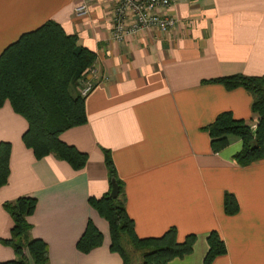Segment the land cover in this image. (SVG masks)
Listing matches in <instances>:
<instances>
[{
    "label": "crops",
    "instance_id": "crops-1",
    "mask_svg": "<svg viewBox=\"0 0 264 264\" xmlns=\"http://www.w3.org/2000/svg\"><path fill=\"white\" fill-rule=\"evenodd\" d=\"M114 0H0V53L47 21L91 51L94 88L84 98L85 124L59 140L86 155L73 171L52 155L34 159L21 136L26 122L7 101L0 107V142L8 143V178L0 187V263L14 259L11 219L2 204L32 197L30 236L45 243L48 264H121L109 251L107 223L87 203L109 190L102 150L123 185L124 209L138 238L170 227L177 241L194 235L192 251L168 264H203L215 231L225 253L211 264H264V154L239 166L240 141L212 153L204 127L221 112L253 127L250 96L208 81L233 75L264 77V0H175L167 32L147 30L121 43L110 39ZM85 4L86 13L74 14ZM78 87H76V92ZM224 194L237 212L225 215ZM90 221L100 246L75 244Z\"/></svg>",
    "mask_w": 264,
    "mask_h": 264
},
{
    "label": "trees",
    "instance_id": "trees-1",
    "mask_svg": "<svg viewBox=\"0 0 264 264\" xmlns=\"http://www.w3.org/2000/svg\"><path fill=\"white\" fill-rule=\"evenodd\" d=\"M94 54L76 44V38L63 32L53 21L21 34L0 53V107L5 101L12 111L26 122L21 136L24 147L39 160L52 155L79 171L86 163V155L59 140V135L85 124L84 99L76 87L87 77L94 62ZM211 83L226 90L243 89L251 98L250 112L256 117L253 128L243 120L234 119L229 112L219 113L204 127L212 153L228 145L230 137L240 141L232 159L239 166H247L262 159L264 154V77L233 75L217 78ZM8 143L0 142V187L8 178ZM109 190L99 198L89 197L87 203L108 226L109 251L118 254L121 264H133L132 254L138 253L140 264H168L173 259L187 256L192 251L194 235L177 241L173 227L160 236L138 238L132 220L124 209L123 185L118 180L108 151L102 150ZM111 181L118 188L116 198H109ZM32 197H19L2 204L11 219L9 236L2 243L9 246L14 259L0 264H48L44 242L30 236L27 217L35 208ZM222 209L225 215L237 212L231 194H224ZM102 236L88 220L75 244L82 254L100 246ZM207 251L203 264H211L215 257L225 253L222 240L215 231L206 237Z\"/></svg>",
    "mask_w": 264,
    "mask_h": 264
},
{
    "label": "built area",
    "instance_id": "built-area-1",
    "mask_svg": "<svg viewBox=\"0 0 264 264\" xmlns=\"http://www.w3.org/2000/svg\"><path fill=\"white\" fill-rule=\"evenodd\" d=\"M175 0H114L109 13L110 39L116 43L136 33L147 30H157L161 33L169 31L175 23L174 17L169 13ZM86 13L85 4L74 8V14ZM95 70L91 66L87 77L78 87V94L85 98L94 88ZM253 128V127H251Z\"/></svg>",
    "mask_w": 264,
    "mask_h": 264
},
{
    "label": "water",
    "instance_id": "water-1",
    "mask_svg": "<svg viewBox=\"0 0 264 264\" xmlns=\"http://www.w3.org/2000/svg\"><path fill=\"white\" fill-rule=\"evenodd\" d=\"M117 192H118V188L116 186V184L114 183V181H111V185H110V191H109V198H116L117 196Z\"/></svg>",
    "mask_w": 264,
    "mask_h": 264
},
{
    "label": "rangeland",
    "instance_id": "rangeland-1",
    "mask_svg": "<svg viewBox=\"0 0 264 264\" xmlns=\"http://www.w3.org/2000/svg\"><path fill=\"white\" fill-rule=\"evenodd\" d=\"M132 259H133V264H140V259H139V254L138 253L132 254Z\"/></svg>",
    "mask_w": 264,
    "mask_h": 264
}]
</instances>
